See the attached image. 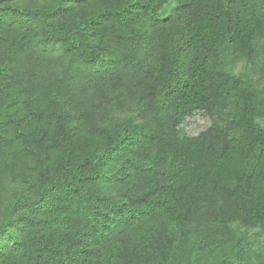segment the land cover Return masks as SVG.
I'll return each instance as SVG.
<instances>
[{
    "label": "trees",
    "instance_id": "obj_1",
    "mask_svg": "<svg viewBox=\"0 0 264 264\" xmlns=\"http://www.w3.org/2000/svg\"><path fill=\"white\" fill-rule=\"evenodd\" d=\"M0 264H264V0H0Z\"/></svg>",
    "mask_w": 264,
    "mask_h": 264
},
{
    "label": "rangeland",
    "instance_id": "obj_2",
    "mask_svg": "<svg viewBox=\"0 0 264 264\" xmlns=\"http://www.w3.org/2000/svg\"><path fill=\"white\" fill-rule=\"evenodd\" d=\"M207 123L208 120L199 114L192 118L187 119L185 122V128L187 132L195 134L199 130L203 129Z\"/></svg>",
    "mask_w": 264,
    "mask_h": 264
}]
</instances>
